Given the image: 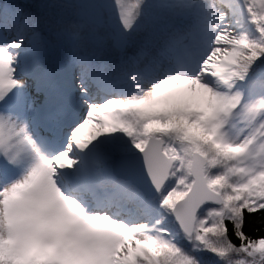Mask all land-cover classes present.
Returning a JSON list of instances; mask_svg holds the SVG:
<instances>
[{"label":"snow or ice","instance_id":"6c2138e0","mask_svg":"<svg viewBox=\"0 0 264 264\" xmlns=\"http://www.w3.org/2000/svg\"><path fill=\"white\" fill-rule=\"evenodd\" d=\"M0 264H264V0H0Z\"/></svg>","mask_w":264,"mask_h":264},{"label":"rangeland","instance_id":"374dc122","mask_svg":"<svg viewBox=\"0 0 264 264\" xmlns=\"http://www.w3.org/2000/svg\"><path fill=\"white\" fill-rule=\"evenodd\" d=\"M181 92H183L182 95H176ZM170 96H176V99H179L184 103H187L190 107L201 108V109L206 107V99L202 94V92L198 88L195 92L191 91V86L187 84H177V85L169 86V88L163 90V92L157 97V100L152 107L156 110H161L164 107H167L168 105L165 101ZM175 102L176 100L174 99L173 103ZM88 129L89 128L83 130L86 136L88 135V133L86 132L88 131ZM84 132H82V136H84Z\"/></svg>","mask_w":264,"mask_h":264}]
</instances>
